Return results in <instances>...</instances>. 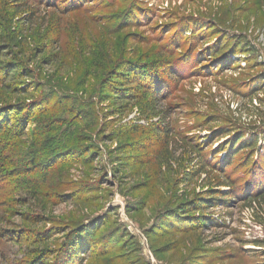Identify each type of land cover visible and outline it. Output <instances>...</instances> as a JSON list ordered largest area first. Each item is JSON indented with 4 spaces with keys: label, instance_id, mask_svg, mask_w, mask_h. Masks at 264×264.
I'll return each instance as SVG.
<instances>
[{
    "label": "rangeland",
    "instance_id": "1",
    "mask_svg": "<svg viewBox=\"0 0 264 264\" xmlns=\"http://www.w3.org/2000/svg\"><path fill=\"white\" fill-rule=\"evenodd\" d=\"M135 1L146 10L112 31L106 15L127 4L0 0V114L12 108L0 135V264H57L78 227L110 246L81 247L72 264H264V201L227 196L213 161L232 132H264V0ZM218 39L235 53L210 70L197 56ZM144 61L172 67L168 98L146 85L127 99L109 90L122 62ZM153 133L162 143L150 145ZM198 139H210L213 164L201 163ZM65 149L74 154L56 163ZM177 214L207 224L179 231Z\"/></svg>",
    "mask_w": 264,
    "mask_h": 264
},
{
    "label": "trees",
    "instance_id": "2",
    "mask_svg": "<svg viewBox=\"0 0 264 264\" xmlns=\"http://www.w3.org/2000/svg\"><path fill=\"white\" fill-rule=\"evenodd\" d=\"M82 1L85 0H47V5L61 9L64 8V10H73L74 8H78L82 5ZM116 3H122L127 4L125 10L123 11V14H107V18H112L110 20L112 21H118L117 25L112 27V31H117L122 29L126 23L125 20H134V18L137 17L136 11L144 12L146 9L141 7L140 5H137L135 0H115ZM114 4V5H115ZM81 8V7H80ZM74 9V11H75ZM76 10H79L76 9ZM139 21V20H138ZM199 25H196L198 27ZM195 28V25L192 26V30ZM201 34L199 37H202V31H200ZM198 35L196 32L192 33L193 40L190 41V46H193L196 42V37ZM5 35L0 36V42L6 41L1 40V38H4ZM7 38V37H5ZM219 42L214 43L212 46L204 49L201 53H199V57L197 56V59L203 60L202 62H205L204 66H209L210 70H213V65L210 66L211 63L215 62L218 63H224L226 64L230 60V56L235 53L234 49H230L231 45L229 43L222 42L218 39ZM189 46V48H190ZM4 49H8L6 45L0 44V58L7 53L4 51ZM193 50V49H192ZM192 53V51H191ZM184 56H187L186 53L183 54ZM210 56V57H209ZM158 57L157 53L154 52L153 58ZM190 57V55H189ZM209 57V58H208ZM152 58V59H153ZM136 64V63H135ZM222 64V65H224ZM157 65V69H155L153 66ZM213 67V68H212ZM10 68V66H9ZM14 70L10 69L11 75H13V72H15L17 69ZM119 71H117L116 76L114 78L115 86L110 87L109 90L113 91L116 90L119 94H122V97L132 98L134 96H137L139 94V91H141V94H148L146 93L145 87L147 86L148 89H150V92L154 97L158 96L161 98H168L169 91H167L164 87V81L166 80L165 77L162 76V73H168L172 70V67L169 68H162V65H160V61H151V62H140L139 64L132 65L129 63H121L119 65ZM8 71V70H7ZM145 80L146 83L141 82V74H145ZM9 75V74H8ZM15 76V75H13ZM152 80H158L157 83L150 84ZM1 82V79H0ZM140 83V84H139ZM139 84V86H138ZM121 87H117V86ZM146 85V86H145ZM259 84L256 85H249L248 89L246 90L247 93H252L254 90L258 89ZM143 86V88H141ZM111 91L109 94H112ZM255 92V91H254ZM117 97V96H115ZM120 97V98H122ZM11 109H7V111L4 110L3 115L0 114V135L4 134L8 129V118L12 119V116H10ZM24 113L23 111H19L18 116H22ZM16 121V119H15ZM258 129L252 130L249 132L244 131H234L231 133L230 138L227 140L221 142L218 147L217 151L214 157L213 161L216 162L215 169L221 170L225 173L226 181H222L220 185L228 186L229 190L226 193L227 196H234L236 198H239L240 200L248 201L250 204L255 202H262L264 201V132L257 131ZM264 130V129H263ZM43 131V130H41ZM55 132L56 129H46L45 132ZM141 133H149V129H140ZM19 133V130L16 131V134ZM262 134V135H261ZM18 138V137H17ZM190 139L195 137H189ZM185 139H188L186 137ZM260 139L262 140V144L260 145ZM163 141V140H162ZM160 139L156 137V135L153 133L152 135H149L148 142L151 144H158L162 143ZM197 141V152L199 153V156L202 157L201 163H208L209 157L207 150L210 148L209 143L210 139H206L205 141L196 140ZM74 150H67L65 149L63 152L58 153L55 157V162L58 164H62L66 162ZM225 152L226 153V159L223 162V166L220 165V154ZM35 158L41 157V162L43 163V167L48 164L47 158L50 160L51 169L55 167V164L53 160L50 159L51 155H42L35 154ZM61 157L58 158V157ZM206 161V162H205ZM204 162V163H203ZM214 162H209L210 164H213ZM208 163V164H209ZM221 167V168H220ZM259 173V174H258ZM44 176L41 178V182L43 184ZM47 181V180H46ZM54 183L55 181H51ZM51 185V184H50ZM86 192V191H84ZM83 192V193H84ZM217 193H224L222 191H218ZM80 193H76V196H78ZM220 200V199H219ZM218 199H212L213 202L209 205L212 207L214 204H217L219 202ZM205 207L206 203H198L197 207ZM195 209H190L188 213L190 214ZM200 210V209H198ZM188 218L187 215H171L169 217V222L178 225L177 230L179 231H188L191 229H194L198 226H205L206 218L204 215L191 217L193 215H189ZM213 221V219H212ZM215 222V221H213ZM215 224V223H214ZM213 223L210 225H214ZM173 227V226H172ZM99 228V227H98ZM77 231V232H75ZM80 238L82 241L76 243H72L75 239ZM70 242L68 245H66V249L62 250L60 255L57 259V264H64L68 262V264H72V262H75L76 255L80 256L79 251L88 248V246L95 245L99 248V252L102 253L104 251V247L110 246V242L105 240L100 241L97 239V231L91 229H81L78 227L74 230V232H71L69 239ZM94 240V241H93ZM70 250V251H69ZM68 255L69 257H65V255ZM79 257H77L78 259ZM67 260V261H66Z\"/></svg>",
    "mask_w": 264,
    "mask_h": 264
}]
</instances>
